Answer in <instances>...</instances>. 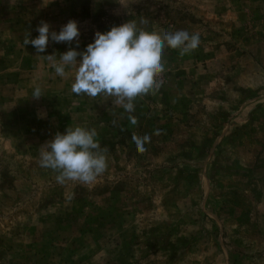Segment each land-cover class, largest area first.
<instances>
[{"label": "rangeland", "instance_id": "rangeland-1", "mask_svg": "<svg viewBox=\"0 0 264 264\" xmlns=\"http://www.w3.org/2000/svg\"><path fill=\"white\" fill-rule=\"evenodd\" d=\"M218 10L229 18L185 0H0V264H264V0ZM70 19L78 44H23L42 21L58 31ZM127 20L199 34L184 55L162 50L164 83L132 113L73 93L75 69L53 67ZM77 125L105 150L92 185L59 184L38 163L46 141ZM134 135L149 136L145 151Z\"/></svg>", "mask_w": 264, "mask_h": 264}, {"label": "clouds", "instance_id": "clouds-1", "mask_svg": "<svg viewBox=\"0 0 264 264\" xmlns=\"http://www.w3.org/2000/svg\"><path fill=\"white\" fill-rule=\"evenodd\" d=\"M37 35L23 44H31L37 53L45 50L49 40L78 44L79 29L75 20H68L58 31L49 30L47 22L36 26ZM199 44V34L176 30L158 34L138 28L134 21L110 26L106 31H96L91 42L83 50L70 47L59 54L53 67L57 75L63 76L66 68H74L71 91L95 98L103 95L115 97L127 113L134 110L137 98L154 94L164 83L160 74L164 72L162 50L177 49L180 55L194 50ZM79 57V58H77ZM33 97L43 95L39 86L31 92ZM129 123L136 124L135 116L129 115ZM97 131L85 126L66 127L46 141L39 153V165L57 172L56 181L79 182L85 186L96 182L106 170L104 149L97 139ZM137 151H145L144 144L150 139L132 136Z\"/></svg>", "mask_w": 264, "mask_h": 264}, {"label": "crops", "instance_id": "crops-1", "mask_svg": "<svg viewBox=\"0 0 264 264\" xmlns=\"http://www.w3.org/2000/svg\"><path fill=\"white\" fill-rule=\"evenodd\" d=\"M188 1L190 3L196 4L201 6L203 9L206 10L207 12V16L211 17H217L220 20H227V18H229V11L228 10H224L223 12L218 10V4L220 3L221 0H185ZM228 4H232V0H226ZM209 61V65H214V64H219L220 60L217 57L216 54L211 55L208 59Z\"/></svg>", "mask_w": 264, "mask_h": 264}]
</instances>
